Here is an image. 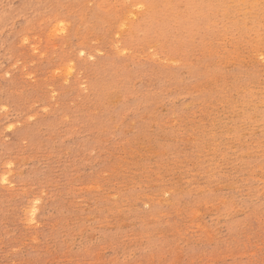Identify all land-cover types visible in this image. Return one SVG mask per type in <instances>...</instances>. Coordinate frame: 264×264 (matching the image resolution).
Here are the masks:
<instances>
[{"label": "rangeland", "instance_id": "374dc122", "mask_svg": "<svg viewBox=\"0 0 264 264\" xmlns=\"http://www.w3.org/2000/svg\"><path fill=\"white\" fill-rule=\"evenodd\" d=\"M0 264H264V0H0Z\"/></svg>", "mask_w": 264, "mask_h": 264}, {"label": "bare ground", "instance_id": "6f19581e", "mask_svg": "<svg viewBox=\"0 0 264 264\" xmlns=\"http://www.w3.org/2000/svg\"><path fill=\"white\" fill-rule=\"evenodd\" d=\"M144 17V16H143ZM162 23V22H161ZM62 30V29H61ZM70 72V71H69Z\"/></svg>", "mask_w": 264, "mask_h": 264}]
</instances>
